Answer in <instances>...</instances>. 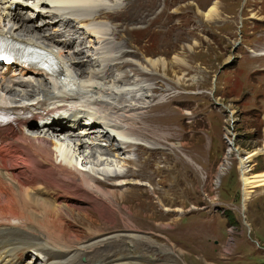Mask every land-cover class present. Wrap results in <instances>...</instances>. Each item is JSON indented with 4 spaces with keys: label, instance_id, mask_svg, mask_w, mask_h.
<instances>
[{
    "label": "bare ground",
    "instance_id": "1",
    "mask_svg": "<svg viewBox=\"0 0 264 264\" xmlns=\"http://www.w3.org/2000/svg\"><path fill=\"white\" fill-rule=\"evenodd\" d=\"M119 1L0 0V35L46 51L61 69V73L55 75L15 64L0 68V108L10 110L18 118L17 127L0 130V264H139L155 256V250H164L163 245L132 228L131 223H126L124 230L109 235L100 234L105 229L90 228L95 236L78 245L69 242L75 239L78 242L80 237L77 235V239L66 229L72 228V224H67L70 220L75 226L79 225L68 216L82 215L81 207L88 213L89 208H93L104 222L112 223L115 208L109 201L120 199L129 187H142L151 192L152 198L145 201L146 208L140 210L162 218L160 222L175 214V209L159 208L170 203L171 188L164 191L162 183L171 169L169 153L143 166L140 153L153 155L164 149L158 143L144 144L149 141L137 128L164 123L169 117L166 106L185 102V98L170 96L163 103L144 106L147 101L156 99L154 95L160 89L153 87L152 75L160 68L163 70L167 60L153 59L151 56L156 54L152 48H144L147 52L141 50L153 44L152 37L136 45L121 39L120 26L111 28L100 20L114 14L121 21L147 23L129 31L153 32V17L131 14L140 8L142 0H127L122 7L115 8ZM164 2L166 4V0ZM26 7L32 13L36 11L40 19L48 16L52 20L37 25L28 11L25 12L29 15L22 14ZM218 8L210 6L205 16L216 15ZM160 13L163 17L168 15L164 9ZM164 39L167 38L162 35V47ZM85 42L89 52L82 47L72 48L73 44ZM148 55L149 58L144 59ZM256 56H264V53ZM175 61L182 62L183 58L176 55ZM114 70L118 71L116 76ZM129 71L151 84L130 79ZM26 114H31L32 122L23 118ZM82 119H93V122L81 127L80 134L77 128ZM97 128L109 129L116 138L108 133L99 135ZM49 134L57 137L56 142L48 138ZM100 136L105 137V146L99 145ZM131 137L143 145L130 142ZM129 152H135L136 157L128 158L125 154ZM115 159L138 166L133 172L124 173L131 180L106 178L109 170L105 166L110 160L116 162ZM101 178L106 181H100ZM68 179H76V187L67 185ZM142 179L145 182H141ZM263 184L264 172L250 177L242 172L243 186L252 189ZM106 185L113 188L108 190ZM89 194H95L100 204H94ZM136 202L134 199L133 203ZM92 213L90 216L95 214ZM113 243L121 248L126 243L128 246L122 254L107 253L100 257L101 250L110 248ZM28 255L30 261L23 263ZM165 255L169 258L168 253Z\"/></svg>",
    "mask_w": 264,
    "mask_h": 264
},
{
    "label": "rangeland",
    "instance_id": "2",
    "mask_svg": "<svg viewBox=\"0 0 264 264\" xmlns=\"http://www.w3.org/2000/svg\"><path fill=\"white\" fill-rule=\"evenodd\" d=\"M222 1L171 0L167 10L178 9L181 26L173 24L170 35L169 14L163 17L158 12L159 24L167 28L157 31L154 38L163 35L170 42L164 39L162 47L160 38L155 41L152 37L153 44L141 48L145 52L152 48L156 54L151 56L153 59L167 60L165 68L152 75L153 87L157 86L160 91L147 105L159 104L172 94L186 95V101L180 105L166 106L169 117L164 123L137 128L148 143H158L164 149L153 155L140 153L143 166L169 153L171 169L162 187L164 191L171 188L170 203L159 208L175 209V214L160 222L162 218L140 210L146 208L145 201L152 198L151 192L142 187H129L120 199L109 201L115 208L112 223L104 222L93 208H89L88 213L81 207L82 215L68 216L79 223L77 227L70 220L67 224H72V228L65 225L80 237L77 236L78 242L76 239L69 242L71 245L92 239L95 234L90 228L108 230H101L100 234L109 235L124 230L125 224L131 223L132 228L164 246V250H155L157 253L149 259L153 264H253L251 259L264 253V249L258 248H264V185L252 189L242 185V172L245 177L264 172V56L245 55L239 48H255L259 42L257 48H264V23L251 22L252 19L264 20V0ZM159 5L163 7V0L161 3L160 0H142L140 8L131 14H147L152 18ZM212 5L220 8L216 15L206 17ZM108 19L105 22L111 28L120 26L121 39L142 45L143 31L129 30L147 23L121 21L114 14ZM193 21L197 28L191 27ZM223 30L229 34H224ZM176 55L183 61L176 62ZM198 112L204 114L195 120ZM48 138L56 142L53 135ZM116 168L119 172L128 169L125 164ZM136 169L135 165L128 172ZM157 177L155 175V179ZM105 188L113 187L106 185ZM72 211L76 213L75 209ZM91 211L95 213L93 216H90ZM127 246L128 243L121 248L113 243L110 248L101 250L100 257L107 253L122 254ZM145 263L148 262L141 260L139 264Z\"/></svg>",
    "mask_w": 264,
    "mask_h": 264
},
{
    "label": "snow or ice",
    "instance_id": "3",
    "mask_svg": "<svg viewBox=\"0 0 264 264\" xmlns=\"http://www.w3.org/2000/svg\"><path fill=\"white\" fill-rule=\"evenodd\" d=\"M0 59H4V56L3 55H0Z\"/></svg>",
    "mask_w": 264,
    "mask_h": 264
}]
</instances>
